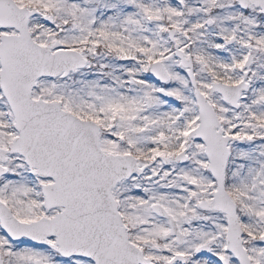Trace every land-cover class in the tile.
<instances>
[{
	"label": "snow or ice",
	"instance_id": "1",
	"mask_svg": "<svg viewBox=\"0 0 264 264\" xmlns=\"http://www.w3.org/2000/svg\"><path fill=\"white\" fill-rule=\"evenodd\" d=\"M0 264H264V0H0Z\"/></svg>",
	"mask_w": 264,
	"mask_h": 264
}]
</instances>
